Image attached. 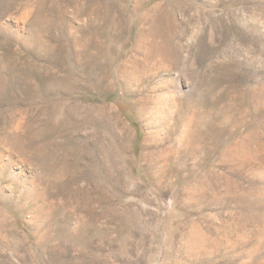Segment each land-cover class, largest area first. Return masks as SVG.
I'll return each mask as SVG.
<instances>
[{"label":"rangeland","instance_id":"rangeland-1","mask_svg":"<svg viewBox=\"0 0 264 264\" xmlns=\"http://www.w3.org/2000/svg\"><path fill=\"white\" fill-rule=\"evenodd\" d=\"M0 264H264V0H0Z\"/></svg>","mask_w":264,"mask_h":264}]
</instances>
